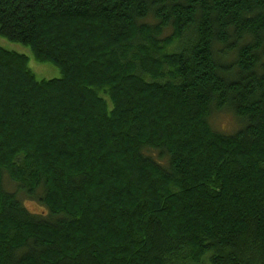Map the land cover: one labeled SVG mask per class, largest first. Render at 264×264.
<instances>
[{
  "label": "trees",
  "instance_id": "1",
  "mask_svg": "<svg viewBox=\"0 0 264 264\" xmlns=\"http://www.w3.org/2000/svg\"><path fill=\"white\" fill-rule=\"evenodd\" d=\"M0 37L61 75L0 47V264H264V0H0Z\"/></svg>",
  "mask_w": 264,
  "mask_h": 264
},
{
  "label": "rangeland",
  "instance_id": "2",
  "mask_svg": "<svg viewBox=\"0 0 264 264\" xmlns=\"http://www.w3.org/2000/svg\"><path fill=\"white\" fill-rule=\"evenodd\" d=\"M0 47L8 50V51H13L17 52L19 54L27 56L28 59H30L29 66L34 72L37 80H49V79H56L60 78V72L56 67H53L49 64H39L36 63L33 58L30 50L26 47H23L18 44H13L5 39L0 37ZM210 124L213 128V130L217 132H222V133H229L232 132L231 134L235 133L237 130H235L237 126V122L235 121L232 113L228 110H223L219 113H214L211 118H210ZM235 130V132H233ZM9 185V189H14L15 187L6 182V185ZM24 205L26 208L31 212L35 214H40L44 215L47 213V210L41 206L38 205L35 202L27 201L23 199Z\"/></svg>",
  "mask_w": 264,
  "mask_h": 264
}]
</instances>
